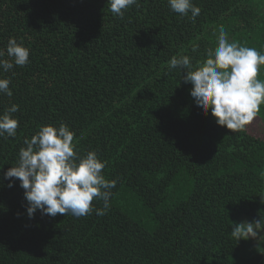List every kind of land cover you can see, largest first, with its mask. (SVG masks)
Segmentation results:
<instances>
[{
	"label": "trees",
	"instance_id": "16d2710c",
	"mask_svg": "<svg viewBox=\"0 0 264 264\" xmlns=\"http://www.w3.org/2000/svg\"><path fill=\"white\" fill-rule=\"evenodd\" d=\"M192 3L195 20L168 0H138L123 17L110 0H0L4 59L10 38L30 50L25 66L0 69L13 92L0 115L19 106L16 136L0 137V264H264V239L232 235L243 220L264 233V139L218 126L169 69L188 56L195 70L221 26L264 55V0ZM258 113L264 123V103ZM61 124L117 181L107 209L92 202L104 215L29 218L20 181L3 178L26 139Z\"/></svg>",
	"mask_w": 264,
	"mask_h": 264
},
{
	"label": "clouds",
	"instance_id": "9594fccd",
	"mask_svg": "<svg viewBox=\"0 0 264 264\" xmlns=\"http://www.w3.org/2000/svg\"><path fill=\"white\" fill-rule=\"evenodd\" d=\"M138 3V0H110L113 14L123 17L124 11ZM170 10L181 16L195 20L201 9L192 0H168ZM195 50V49H194ZM5 51L0 50V69L4 72L15 66L28 64L30 50L10 38ZM264 65V55L254 48L229 42L224 28L219 29L218 45L207 50V59L195 70L188 56H173L169 69H178L186 73L185 83H190V95L204 115L211 111L218 126L231 131H243L260 111L264 103V81L257 79L259 66ZM9 79H0V94L13 95ZM19 110L13 104L0 115V137H15L18 120L12 113ZM74 132L61 124L41 126L30 140L26 139V148L19 151L17 166L3 173L8 187L14 180L20 181L27 202V214L32 218L39 210L41 215L55 217L57 214L83 217L96 211L104 215L105 211L94 209L93 200L104 201V209L109 207L110 190L116 186V180H107L102 174L106 162L100 160L95 151L81 156L73 144ZM261 228V221L235 224L232 235L237 240L255 238Z\"/></svg>",
	"mask_w": 264,
	"mask_h": 264
},
{
	"label": "rangeland",
	"instance_id": "374dc122",
	"mask_svg": "<svg viewBox=\"0 0 264 264\" xmlns=\"http://www.w3.org/2000/svg\"><path fill=\"white\" fill-rule=\"evenodd\" d=\"M263 116V113H258L254 120L247 125L248 132L257 138L264 139V123L261 122L259 117ZM243 222H248L247 220H243ZM255 240L264 239V233L258 230L257 237L253 238ZM260 251V250H259Z\"/></svg>",
	"mask_w": 264,
	"mask_h": 264
}]
</instances>
